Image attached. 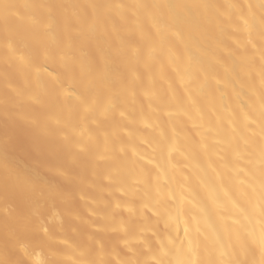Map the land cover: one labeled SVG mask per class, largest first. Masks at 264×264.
Listing matches in <instances>:
<instances>
[{"label": "bare ground", "instance_id": "1", "mask_svg": "<svg viewBox=\"0 0 264 264\" xmlns=\"http://www.w3.org/2000/svg\"><path fill=\"white\" fill-rule=\"evenodd\" d=\"M0 264H264V0H0Z\"/></svg>", "mask_w": 264, "mask_h": 264}]
</instances>
